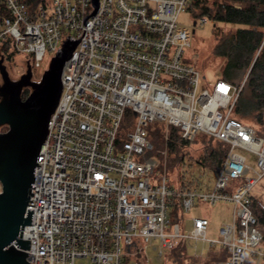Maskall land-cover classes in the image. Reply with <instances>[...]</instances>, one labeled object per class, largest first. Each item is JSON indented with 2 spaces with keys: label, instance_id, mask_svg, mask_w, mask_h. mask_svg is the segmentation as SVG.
<instances>
[{
  "label": "built area",
  "instance_id": "built-area-1",
  "mask_svg": "<svg viewBox=\"0 0 264 264\" xmlns=\"http://www.w3.org/2000/svg\"><path fill=\"white\" fill-rule=\"evenodd\" d=\"M190 2L99 0L92 14V0H45L35 10L28 0H0L7 12L0 15L5 63L24 53L32 68L40 67L67 36L81 38L63 66L37 158L27 205L33 215L21 234L30 239L29 264H149V246L164 264L182 240L224 248L227 258L217 264L264 260L251 207L264 177V124L234 114L241 85L223 77L209 82L186 55L192 31L178 18ZM158 123L177 127L186 141L204 134L228 145L211 188L195 182L175 188L166 173L157 174L149 130ZM8 128L1 124L0 133ZM242 150L254 155L255 166ZM200 171L197 180L206 172ZM198 200L231 203L232 218L217 238L207 236L205 217L193 216L188 232L173 217Z\"/></svg>",
  "mask_w": 264,
  "mask_h": 264
},
{
  "label": "water",
  "instance_id": "water-1",
  "mask_svg": "<svg viewBox=\"0 0 264 264\" xmlns=\"http://www.w3.org/2000/svg\"><path fill=\"white\" fill-rule=\"evenodd\" d=\"M92 2L95 14L99 0ZM80 39L67 36L39 81L33 79L29 60L25 72L12 79L0 57V125L9 127L0 133V264H29L25 249L30 248V239L21 238V234L33 215L27 205L34 193L35 167L40 165L37 158L61 93L63 66ZM23 88H30L26 97H22Z\"/></svg>",
  "mask_w": 264,
  "mask_h": 264
},
{
  "label": "rangeland",
  "instance_id": "rangeland-1",
  "mask_svg": "<svg viewBox=\"0 0 264 264\" xmlns=\"http://www.w3.org/2000/svg\"><path fill=\"white\" fill-rule=\"evenodd\" d=\"M211 4L213 0H208ZM196 22V25H194ZM178 25L194 29L191 37V46L185 49L186 55L191 59V61L203 71V74L209 82L216 78L222 76V65L224 64V58L215 55V46L217 40L214 36L215 24L208 20L206 23L200 24V19H196L192 15L190 10L183 11L178 18ZM216 26L223 32L227 33L233 30L237 25L216 23ZM53 57V54L47 52L42 61L40 67H33V79L39 81L42 77L44 71L48 68L49 63ZM27 55L24 53H14L11 60H5L6 68L12 79H17L22 73L25 72L27 66ZM251 66L247 71L237 75L234 82L235 84L241 85L242 88L247 84L248 74L250 72ZM1 80V74H0ZM30 91V89H28ZM243 121L260 126V123L256 121V118L251 117H240ZM263 114V110H262ZM152 131H157V135L154 137L150 133V139L153 144V149L149 154L155 156L159 161V166L157 174L166 173L170 178L171 182L174 184L175 188H180L181 185L189 186L195 182L199 188L208 189L214 185L216 180L217 171L215 170L216 162L214 159L210 158V148L217 144V140L210 139L208 137H197L193 141H186L185 144L179 146L177 151L170 152L166 146L167 135L169 134L170 126L164 123H158L151 127ZM249 159L250 163L255 166L254 155L247 151L242 150ZM179 158H183V162L179 161ZM206 158V160H205ZM200 161L206 162L207 170L203 177L196 179L197 174L201 172ZM234 186L238 184V181H233ZM1 189V184H0ZM252 195L262 206H264V177L261 178L252 190ZM232 214V206L228 202H219L216 205H210L207 202L196 201L193 208L189 212H176L173 216H176L178 220L186 226L185 230L188 232L192 228L191 218L193 216L206 217L210 221L208 227L207 236L210 238L218 237V228L223 220H229ZM230 221V220H229ZM264 229V228H263ZM186 245L188 248V255L176 256V248L171 251L168 255L167 261H163L164 264H217L219 258L225 255L218 250H211L209 252V243L204 241L186 240ZM219 245H213L212 248H218ZM147 258L149 264H162L155 258L156 252L152 246H149L146 250ZM219 256V258H217ZM221 260V259H220ZM260 264H264V260L260 261Z\"/></svg>",
  "mask_w": 264,
  "mask_h": 264
},
{
  "label": "trees",
  "instance_id": "trees-1",
  "mask_svg": "<svg viewBox=\"0 0 264 264\" xmlns=\"http://www.w3.org/2000/svg\"><path fill=\"white\" fill-rule=\"evenodd\" d=\"M30 9L35 10L40 3H45V0H28ZM188 10L196 19L207 15L215 24L214 36L217 40L215 46V55L224 58L222 65V76L224 79L233 83L236 76L247 71L251 66L247 78V84L242 88L237 105L236 114L240 117L256 118L260 125L264 124V116L262 110L264 108V0H213L210 4L208 0H191ZM7 14L0 8V15ZM216 23L237 25L233 30L227 33L219 29ZM8 50V45L5 46ZM29 91L25 90L23 97L28 95ZM169 134L165 141L170 152L177 151L180 145L185 144V140L179 134V129L170 126ZM150 133L154 137L158 134L157 131ZM208 137L200 134L198 137ZM217 140V139H214ZM151 141V139H150ZM217 144L210 148V158L216 162V168L213 171L220 169V166L227 154L228 145L223 141L217 140ZM152 143V141H151ZM151 155V154H150ZM183 158L179 161L183 162ZM206 160V158H205ZM201 169L207 170L206 162L200 161ZM217 169V170H216ZM251 207L258 219L260 229L263 234L264 244V206L252 197ZM177 211H174L176 213ZM176 218V216H173ZM176 250V256L188 255L186 241H180L171 251ZM225 256L218 260L227 258L225 249H218ZM192 257V256H189ZM206 264V263H204ZM244 264H256L253 256L247 257Z\"/></svg>",
  "mask_w": 264,
  "mask_h": 264
},
{
  "label": "crops",
  "instance_id": "crops-1",
  "mask_svg": "<svg viewBox=\"0 0 264 264\" xmlns=\"http://www.w3.org/2000/svg\"><path fill=\"white\" fill-rule=\"evenodd\" d=\"M252 197H253V195H252ZM253 198H254V197H253ZM229 204H230V206H232L231 203H229ZM205 218H206V217H205ZM231 218H232V214H231V217H230L229 220H231ZM207 219H208V218H207ZM229 220H223L222 223H223V222H226V221H229ZM222 223H221V224H222ZM221 224H220V225H221ZM209 225H210V224H209ZM185 226H186V224H184V227H185ZM215 246H216V245H215ZM218 249H224V248H222V247H218V248H212V247H210V248H209V252H210L211 250H218Z\"/></svg>",
  "mask_w": 264,
  "mask_h": 264
},
{
  "label": "flooded vegetation",
  "instance_id": "flooded-vegetation-1",
  "mask_svg": "<svg viewBox=\"0 0 264 264\" xmlns=\"http://www.w3.org/2000/svg\"><path fill=\"white\" fill-rule=\"evenodd\" d=\"M2 83V78H1V80H0V84ZM28 89H30V88H23V90H22V97H23V95H24V92H25V90H28ZM2 99V96H0V100Z\"/></svg>",
  "mask_w": 264,
  "mask_h": 264
},
{
  "label": "snow or ice",
  "instance_id": "snow-or-ice-1",
  "mask_svg": "<svg viewBox=\"0 0 264 264\" xmlns=\"http://www.w3.org/2000/svg\"><path fill=\"white\" fill-rule=\"evenodd\" d=\"M221 87H223V86H221Z\"/></svg>",
  "mask_w": 264,
  "mask_h": 264
}]
</instances>
